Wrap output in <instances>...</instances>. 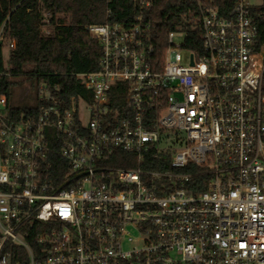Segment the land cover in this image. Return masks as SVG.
<instances>
[{
	"label": "built area",
	"instance_id": "built-area-1",
	"mask_svg": "<svg viewBox=\"0 0 264 264\" xmlns=\"http://www.w3.org/2000/svg\"><path fill=\"white\" fill-rule=\"evenodd\" d=\"M129 1L122 20L108 0L107 20L87 25L102 46L97 69L33 75L23 107L8 96L20 86L0 83V264H264L255 5L234 0L224 13L196 0L198 18L184 23L199 22L200 48L177 23L160 55L156 0ZM5 67L0 78L27 77ZM57 76L83 89L68 95ZM117 82L127 105L113 114ZM119 150L131 165L109 163Z\"/></svg>",
	"mask_w": 264,
	"mask_h": 264
},
{
	"label": "trees",
	"instance_id": "trees-1",
	"mask_svg": "<svg viewBox=\"0 0 264 264\" xmlns=\"http://www.w3.org/2000/svg\"><path fill=\"white\" fill-rule=\"evenodd\" d=\"M234 0H218L222 12H227ZM108 0H0V28L5 24L6 38L0 42V70L5 67L6 44H9V65L14 74L25 73L27 77L12 81L7 77L0 78L6 90L10 85L23 86L32 80L33 75L48 79L50 73L70 71L84 72L99 67L102 57V46L98 39L87 29L91 23L107 20ZM129 0H115L113 20H122L131 12ZM259 28L258 44L264 45V0L261 5L251 8ZM196 0H156L149 12L153 24V38L157 52L163 55L166 48V36L177 23L189 29L191 37L188 46L200 48L201 29L199 22L184 23L187 17L198 18ZM44 25L49 32L44 30ZM15 41L14 46L11 42ZM55 80L62 83V89L71 95L83 87L75 84L71 76H57ZM65 80V82H64ZM66 82L70 83L67 87ZM125 83L117 82L111 94V109L115 114L127 105ZM11 100V91L8 93ZM127 152L119 150L117 156L108 160L110 164L131 165L124 157Z\"/></svg>",
	"mask_w": 264,
	"mask_h": 264
},
{
	"label": "rangeland",
	"instance_id": "rangeland-1",
	"mask_svg": "<svg viewBox=\"0 0 264 264\" xmlns=\"http://www.w3.org/2000/svg\"><path fill=\"white\" fill-rule=\"evenodd\" d=\"M250 1L255 6L261 5L263 2V0H250ZM174 41L177 44H182L184 41V34L181 32H176ZM8 46L9 44H6L4 48L5 59H6L7 64H9ZM180 52L183 55V57H185L186 51L181 49ZM28 89L29 88L26 86H20V87L13 88V90L11 91V103L18 107H23V106H28V105L33 104L32 97H30V95L27 94Z\"/></svg>",
	"mask_w": 264,
	"mask_h": 264
}]
</instances>
